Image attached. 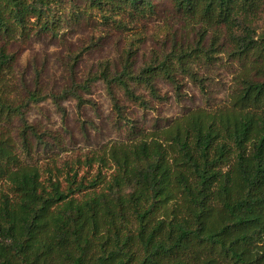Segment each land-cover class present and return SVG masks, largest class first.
Listing matches in <instances>:
<instances>
[{
  "label": "trees",
  "instance_id": "obj_1",
  "mask_svg": "<svg viewBox=\"0 0 264 264\" xmlns=\"http://www.w3.org/2000/svg\"><path fill=\"white\" fill-rule=\"evenodd\" d=\"M171 1L201 25L193 47L171 49L136 72L130 47L119 72L102 69L91 80L105 83L121 115L114 85L143 103L129 81L156 95L153 78L162 75L178 87L173 69L179 67L201 82L186 63L214 59L222 29L230 55L242 61L228 103L111 145L98 156L114 165L106 190L82 199L70 196L80 184L65 192L49 178L46 186L39 169L23 163L0 133V264H264V30L258 24L264 0ZM86 2L100 11L154 8L153 0ZM61 6L62 0H0V71L14 57L5 44L29 26L56 34ZM209 30L212 40L204 45ZM12 114L21 117L25 145L23 112L0 96V116ZM96 179L87 186L101 182ZM74 182L72 174L69 186Z\"/></svg>",
  "mask_w": 264,
  "mask_h": 264
},
{
  "label": "rangeland",
  "instance_id": "obj_2",
  "mask_svg": "<svg viewBox=\"0 0 264 264\" xmlns=\"http://www.w3.org/2000/svg\"><path fill=\"white\" fill-rule=\"evenodd\" d=\"M153 3L152 12L137 14L100 11L86 0H62L55 12L56 34L29 26L24 35L5 44L14 57L0 71V96L20 108L29 128L23 145L21 117L0 116V133L10 138L23 163L39 169L46 186L49 178L58 180L65 192L80 184L82 188L70 194L77 199L105 191L114 165L98 156L111 145L150 137L190 111L219 108L238 87L242 61L230 55L221 29L214 59L200 56L186 63L201 82L179 67L173 69L178 87L162 75L153 78L156 95L144 83L129 81L143 103L132 101L114 85L122 110L118 115L105 83L91 80L94 75L102 69L110 76L119 72L130 47L135 48L130 61L136 72L171 49L193 47L197 40L200 23L178 11L171 0ZM258 17L264 30V5ZM211 37L209 30L203 44L208 45ZM72 174L75 182L69 186ZM94 179L101 182L87 186ZM131 223L135 227L133 218Z\"/></svg>",
  "mask_w": 264,
  "mask_h": 264
}]
</instances>
